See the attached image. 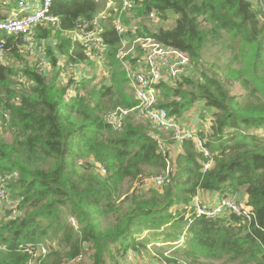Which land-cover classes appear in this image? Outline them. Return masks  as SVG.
Returning a JSON list of instances; mask_svg holds the SVG:
<instances>
[{
    "label": "trees",
    "instance_id": "16d2710c",
    "mask_svg": "<svg viewBox=\"0 0 264 264\" xmlns=\"http://www.w3.org/2000/svg\"><path fill=\"white\" fill-rule=\"evenodd\" d=\"M104 8L101 0L53 5L60 25L36 28L50 57L49 74L22 59V38L16 42V36L0 31V42L11 52V61H0V110L9 114L3 130L13 136L8 142L0 135V180L7 177L13 195L23 198V215L0 223V243L6 246L0 264H26L29 256L19 247L28 244L49 248L42 264H64L86 249L92 264H123L129 251L142 250L159 263L264 264L263 9L251 0H137L136 17L150 12L160 20L176 17L170 30L145 25L149 36L187 52L194 65L192 76L160 85L158 107L177 120L198 102L214 111L207 142L211 158H206L192 141L178 150L167 147L163 155L150 123L134 112L120 131L106 122L109 112L138 106L116 58L120 38L112 17L103 33L111 84L98 86L94 77L63 83L58 56L73 63L86 60L80 45L63 32L93 20ZM9 13L0 6V20ZM217 45L230 55L227 62L204 64V49ZM18 63L24 66L18 69ZM236 82L246 96L224 88ZM210 160L213 167L203 172ZM96 163L105 175L96 171ZM166 172L171 181L162 188L123 193L125 183ZM200 192L222 198L245 192L251 220L236 214L198 216L192 203ZM110 219L112 225L102 227ZM181 237L184 242L176 244ZM155 242L160 252H147Z\"/></svg>",
    "mask_w": 264,
    "mask_h": 264
},
{
    "label": "built area",
    "instance_id": "2783aa9c",
    "mask_svg": "<svg viewBox=\"0 0 264 264\" xmlns=\"http://www.w3.org/2000/svg\"><path fill=\"white\" fill-rule=\"evenodd\" d=\"M4 1L6 0H0L1 3ZM60 1L64 0H13L16 14H9L4 20H0V31L16 36V42L22 38L23 45L18 46V49L25 46V51L30 55L35 43L39 42L40 45L44 42L36 37V28L49 25L58 27L60 25V17L52 14L53 5ZM101 1L105 4V8L93 20L79 21L74 29L63 32V35L71 39L73 44L80 45L86 58L83 62L73 63L69 61L68 56H58V69H60L63 83L67 84L70 80L79 82L82 79L97 76L99 72H105L108 74L107 77L103 76L102 82L96 80L94 84L98 86L111 84L112 69L106 62L109 48L104 42L103 33L106 30V22L112 17L115 31L120 38L116 58L129 79L138 106L131 110L117 108L105 115L106 122L114 130L120 131L126 115L129 112H134L138 119L150 123L154 129L153 135L157 139L163 155L167 154L169 141L161 133L169 135V140L177 144L192 141L199 153L206 158H211V152L207 147L208 132H204V136H200L197 132L187 131L183 129L177 119L168 116L166 109L158 107L161 98L160 85L164 83L173 86L182 81L184 77L194 74V65L187 52L160 43L154 37L149 36L145 27V25L159 26L158 23L165 22L162 27L170 30L173 28L176 17L172 19L169 15L166 20H160L156 12H150L146 17H136L134 9L137 6V0ZM251 1L256 7L260 6L264 11V0ZM166 23L172 24V27H166ZM8 53L9 49L3 42H0V61L4 60L7 63ZM34 60V57L31 56L27 59V63L36 66L41 73L49 74L51 72L50 57H46L36 64ZM15 66L20 69L24 64L18 63ZM9 120V114L0 110V133L7 126ZM213 165L212 160L204 163L203 172L211 169ZM94 168L102 175L107 173L97 163L94 164ZM170 181L169 174L166 172L145 178L142 183L149 188H162L170 184ZM22 200V197L13 195L12 189L8 186L7 177L2 178L0 180V223L23 215L20 209ZM192 205L198 216L218 218L228 214H236L238 216L246 215L248 220H251L252 209L247 206V202L237 200L233 196L222 198L214 207L205 206L198 200H194ZM70 220L73 225H76L74 218ZM145 234L140 235L138 239H142ZM183 242L184 238L181 237L176 244ZM151 246L153 244L148 245L147 248L151 250ZM19 249L29 256L26 264H42L49 253V248L43 244H28L20 246ZM4 250H6V246L0 243V251ZM90 256L91 251L86 249L77 258L64 264H92ZM144 256L143 253L139 255L138 252L129 251L125 258L126 263L139 264L138 259ZM159 264L170 263L163 261Z\"/></svg>",
    "mask_w": 264,
    "mask_h": 264
},
{
    "label": "crops",
    "instance_id": "0c3cea01",
    "mask_svg": "<svg viewBox=\"0 0 264 264\" xmlns=\"http://www.w3.org/2000/svg\"><path fill=\"white\" fill-rule=\"evenodd\" d=\"M14 2L13 0H6L2 3V5L0 4V6H2V9H4V11L8 10L10 11L9 14L15 13L16 11L15 9V4L14 6L11 7V5H13ZM8 14V15H9ZM6 62V61H2L1 63ZM107 73L105 72H99L97 74V76H94L95 81H100L102 82L103 76L107 77ZM231 88V86L225 84L224 88L228 89ZM243 86L241 85V83L236 82L234 83V87L232 88L234 92L236 93H232L229 89V93L234 95V96H246V90L242 88ZM243 90V91H242ZM248 94V93H247ZM214 111L207 108L205 106L204 102H198L196 103L193 108L191 110H189L187 113H185L183 115V117H181L180 119H178V121L181 123V125L183 126V129L187 130V131H191V132H197V133H202V132H209L210 127H211V121H212V116H213ZM204 115L207 116V118L204 119ZM204 121H207L209 123H205ZM173 143V145L171 146V144ZM169 146H171V148H175L178 150L180 144L174 143L172 141L167 143V147L169 148ZM237 200H241L244 202H247L248 200V195L245 192H240L238 195H236L235 197ZM222 199V197L220 196V194L218 193H211V192H200L198 194L197 197H195L194 200H198L201 204L208 206V207H214L216 206L219 201ZM138 263L139 264H159L158 260H156L153 257L150 256H144L138 259Z\"/></svg>",
    "mask_w": 264,
    "mask_h": 264
},
{
    "label": "rangeland",
    "instance_id": "374dc122",
    "mask_svg": "<svg viewBox=\"0 0 264 264\" xmlns=\"http://www.w3.org/2000/svg\"><path fill=\"white\" fill-rule=\"evenodd\" d=\"M170 16L172 17V19L175 17V15L174 14H170ZM165 24V22H163V23H158L157 25H159V26H163ZM174 25H175V23H173V27H174ZM166 27H172V24H170V23H166ZM5 33V32H4ZM4 33H1L0 32V35L1 36H3L4 35ZM38 45V46H37ZM9 53H11L10 51H9ZM23 57H22V59L23 60H25L26 62H27V59L29 58V57H34V62H35V64L36 63H38V62H40L42 59H45L46 57H49V55L46 53V50L44 49V44H40L39 45V42H37V43H35V45H34V48H33V52L29 55V54H27V51H25L23 54ZM27 59H26V58ZM230 57V55L229 54H224L223 53V51H222V46L221 45H217V46H207L205 49H204V51H203V62H204V64H210V65H212V64H214V65H216V67L217 66H222L225 62H227V59ZM7 58L9 59V61H11V58L9 57V55L7 56ZM16 60H18V58L16 59ZM18 61H20V60H18ZM222 76H221V74L219 75V78H221ZM234 87V84L231 86V88H228L232 93H236V92H234L233 91V88ZM243 88V87H242ZM227 89V91L229 92V90ZM244 89V88H243ZM243 91V90H242ZM247 93L248 92H246V95H247ZM240 97H242V96H240ZM205 118H207V116L206 115H204V119ZM205 123H209V122H207V121H204ZM6 130V129H5ZM0 135H2V137H4L8 142H11L12 141V134L11 133H9V132H5L4 130L2 131V133H0ZM161 135L163 136V137H165L166 138V140H168L169 142L170 141H172V140H169V135L167 136V134H165V133H161ZM173 142V141H172ZM173 145V143L171 144V146ZM171 146H169V148H171ZM123 189H124V191H123V193L125 194V193H127L128 191H129V193H132L133 191H135L136 189H143V190H146L147 189V186H142V180L141 181H137V182H135V184H131V183H125L124 184V187H123ZM126 196V195H125ZM125 196H123L122 197V199L125 197ZM71 219V218H70ZM69 219V221H71ZM75 221H76V227H77V220H76V218H75ZM72 223V222H71ZM112 223H113V221L110 219L109 221H106V222H103V224H102V227H104V228H106V227H109V226H111L112 225ZM153 244H155V245H153V246H151V250L149 249V248H147L148 250H146L147 252H154V253H159L160 252V250H159V247H158V245H160V243L159 242H155V243H153ZM155 246V247H154ZM158 248V249H157ZM141 253H143L144 255H146L147 256V254H146V252L144 251V250H142V252H138V254L139 255H141ZM165 255H167L168 257L170 256V252L168 251V252H165L164 253ZM124 262V263H123ZM127 261H126V259H125V257L121 260V263H123V264H127L126 263Z\"/></svg>",
    "mask_w": 264,
    "mask_h": 264
}]
</instances>
